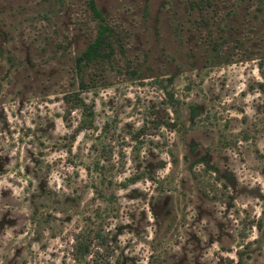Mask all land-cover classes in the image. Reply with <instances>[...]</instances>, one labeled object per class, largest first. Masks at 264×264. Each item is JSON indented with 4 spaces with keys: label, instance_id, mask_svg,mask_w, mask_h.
Instances as JSON below:
<instances>
[{
    "label": "rangeland",
    "instance_id": "obj_1",
    "mask_svg": "<svg viewBox=\"0 0 264 264\" xmlns=\"http://www.w3.org/2000/svg\"><path fill=\"white\" fill-rule=\"evenodd\" d=\"M93 1L80 84L88 0H0V264H264V0Z\"/></svg>",
    "mask_w": 264,
    "mask_h": 264
},
{
    "label": "trees",
    "instance_id": "obj_2",
    "mask_svg": "<svg viewBox=\"0 0 264 264\" xmlns=\"http://www.w3.org/2000/svg\"><path fill=\"white\" fill-rule=\"evenodd\" d=\"M212 0H192L190 4L196 5L198 8L203 9L204 6L209 5ZM88 7L91 12V15L96 20L95 22V32L90 41L87 42L85 47L74 57V69L79 74V82L82 84V69L84 65L90 63H101L111 59V55L113 53L112 41L111 38L115 35L113 28L105 21L103 14L100 9L95 5L93 0H88ZM205 13L201 11L200 14V22L206 25L207 22L205 18ZM70 107L80 106L82 113V120H90L91 119V107H89L85 101L79 95L73 94L71 96L66 97V101H70ZM260 225H257L259 228ZM263 233H264V229ZM98 241L103 243V238H98ZM86 243L82 240L78 241L75 244V249L78 253V258H82L84 256V252L86 251Z\"/></svg>",
    "mask_w": 264,
    "mask_h": 264
}]
</instances>
